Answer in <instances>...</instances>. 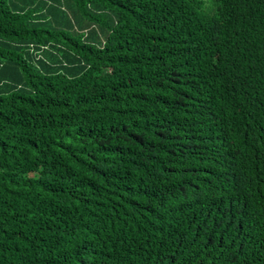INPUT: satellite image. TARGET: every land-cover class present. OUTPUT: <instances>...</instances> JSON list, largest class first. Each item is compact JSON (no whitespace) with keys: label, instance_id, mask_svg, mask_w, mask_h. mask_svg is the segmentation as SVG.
<instances>
[{"label":"trees","instance_id":"trees-1","mask_svg":"<svg viewBox=\"0 0 264 264\" xmlns=\"http://www.w3.org/2000/svg\"><path fill=\"white\" fill-rule=\"evenodd\" d=\"M52 1L0 0V264H264V0Z\"/></svg>","mask_w":264,"mask_h":264},{"label":"rangeland","instance_id":"rangeland-1","mask_svg":"<svg viewBox=\"0 0 264 264\" xmlns=\"http://www.w3.org/2000/svg\"><path fill=\"white\" fill-rule=\"evenodd\" d=\"M203 1H204L205 5H206L207 10L209 9V11L211 13V11L213 9V0H203ZM57 2H62V0H54V1H52V3H54V4L57 3ZM61 4L64 7V9L67 11L68 10L67 5L64 4V3H61Z\"/></svg>","mask_w":264,"mask_h":264}]
</instances>
